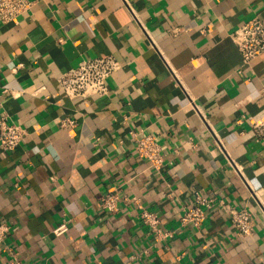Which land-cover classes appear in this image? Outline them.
Returning <instances> with one entry per match:
<instances>
[{
    "label": "crops",
    "instance_id": "crops-1",
    "mask_svg": "<svg viewBox=\"0 0 264 264\" xmlns=\"http://www.w3.org/2000/svg\"><path fill=\"white\" fill-rule=\"evenodd\" d=\"M32 2L18 22L0 20V117L27 129L0 147V264H264V134L252 126L264 53L245 63L231 38L264 21V0ZM108 55L121 63L108 94L63 92L60 74ZM143 132L162 146L158 169L136 151ZM110 192L115 213L101 206ZM196 192L249 210L253 233L239 237L218 209L183 225ZM133 197L168 236L139 220Z\"/></svg>",
    "mask_w": 264,
    "mask_h": 264
},
{
    "label": "built area",
    "instance_id": "built-area-1",
    "mask_svg": "<svg viewBox=\"0 0 264 264\" xmlns=\"http://www.w3.org/2000/svg\"><path fill=\"white\" fill-rule=\"evenodd\" d=\"M32 0H0V20L3 23L18 22L20 17L31 10ZM134 18L141 27L145 26L140 21L135 11L130 7ZM145 29V28H144ZM231 38L237 45L243 61L249 63L259 54L264 53V21L259 16H253L231 32ZM121 68V63L113 55L83 58L79 64L58 76V83L63 92L71 99L81 97L88 99L93 96H102L109 93L108 80ZM3 89L0 94L6 93ZM64 127L74 124V120L65 117L61 120ZM252 126L260 134H264V116L252 122ZM27 134V129L19 124L9 122L5 115L0 117V147L6 151L17 148ZM135 135V134H134ZM136 139V151L150 162L155 168H160L164 163L163 150L154 134L143 132ZM121 197L116 192L106 193L101 198L103 209L115 213L119 209ZM138 209L139 220L150 227L159 239L169 235L161 226L160 217L156 212L146 208L137 197L127 198ZM222 211L228 214L231 225L239 237L253 233V216L247 209H239L229 205L223 199L209 197L196 192L195 204L186 208L181 216L183 225L191 224L199 227L207 216L209 210ZM68 229L65 223L58 225L54 232L59 235ZM8 228L0 225V240L3 239ZM18 264L19 261H16Z\"/></svg>",
    "mask_w": 264,
    "mask_h": 264
}]
</instances>
